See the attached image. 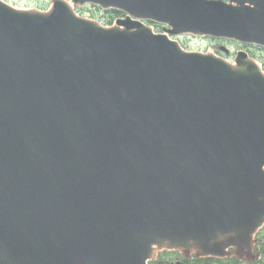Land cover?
<instances>
[{
  "label": "water",
  "instance_id": "95a60500",
  "mask_svg": "<svg viewBox=\"0 0 264 264\" xmlns=\"http://www.w3.org/2000/svg\"><path fill=\"white\" fill-rule=\"evenodd\" d=\"M0 0V264H147L224 254L264 222V72L170 33L264 46V0Z\"/></svg>",
  "mask_w": 264,
  "mask_h": 264
},
{
  "label": "flooded vegetation",
  "instance_id": "af4514ba",
  "mask_svg": "<svg viewBox=\"0 0 264 264\" xmlns=\"http://www.w3.org/2000/svg\"><path fill=\"white\" fill-rule=\"evenodd\" d=\"M154 264H264V224L256 232L249 249L230 247L224 255H201L178 249H163L157 252Z\"/></svg>",
  "mask_w": 264,
  "mask_h": 264
},
{
  "label": "rangeland",
  "instance_id": "374dc122",
  "mask_svg": "<svg viewBox=\"0 0 264 264\" xmlns=\"http://www.w3.org/2000/svg\"><path fill=\"white\" fill-rule=\"evenodd\" d=\"M15 6L18 7H37L41 9H48L51 5L52 0H7ZM93 15L98 17H103L107 20L110 18L109 13L100 12L97 9L93 11ZM179 40L187 50H198L203 52H216L220 56H223L229 60H233L236 56L238 50L245 49L250 53L264 54V50L259 48V46L250 45L249 47H244L241 43L235 41H229L225 39L213 40L210 37H196L193 35H185L179 37ZM226 48L227 51L223 50Z\"/></svg>",
  "mask_w": 264,
  "mask_h": 264
},
{
  "label": "trees",
  "instance_id": "16d2710c",
  "mask_svg": "<svg viewBox=\"0 0 264 264\" xmlns=\"http://www.w3.org/2000/svg\"><path fill=\"white\" fill-rule=\"evenodd\" d=\"M116 13H118L119 11H117V10H114ZM257 57H259V59L263 62V65H264V54L262 55V54H260V55H258V54H255Z\"/></svg>",
  "mask_w": 264,
  "mask_h": 264
}]
</instances>
